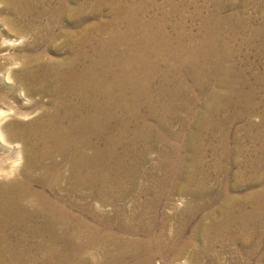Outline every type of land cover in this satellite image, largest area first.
I'll return each mask as SVG.
<instances>
[{
  "label": "bare ground",
  "instance_id": "bare-ground-1",
  "mask_svg": "<svg viewBox=\"0 0 264 264\" xmlns=\"http://www.w3.org/2000/svg\"><path fill=\"white\" fill-rule=\"evenodd\" d=\"M2 1L10 10L7 32L33 41L24 47L22 71L11 76L15 84L0 78L1 94L12 89L0 96V146L19 145L24 160L19 176L0 180V264H218L208 257L214 245L231 239L232 227H248L261 209L255 196L247 199L250 214L243 200L228 198L188 231L198 212L225 196L209 193L207 177L187 166L203 133L213 135L207 106L188 116L212 84L235 78L226 39L240 29L221 18L228 4L218 0L194 33L185 5L174 0ZM67 20L70 29L58 31ZM47 42L66 56L48 59L41 50ZM218 93L206 99L209 106ZM22 97L28 106H19ZM34 114L28 123L17 118ZM154 153L159 164L180 157L169 186L155 175L161 165L145 168Z\"/></svg>",
  "mask_w": 264,
  "mask_h": 264
},
{
  "label": "rangeland",
  "instance_id": "rangeland-1",
  "mask_svg": "<svg viewBox=\"0 0 264 264\" xmlns=\"http://www.w3.org/2000/svg\"><path fill=\"white\" fill-rule=\"evenodd\" d=\"M157 1L160 4H164L166 0ZM174 1L176 4L179 3L178 5H185L187 16H189V29L193 30L194 33H198L202 19L209 16L208 11L214 10L218 0ZM221 1L228 4V7L222 11L221 18L225 22L232 24L233 27L240 29L239 36L234 39H226L230 44L229 50L231 51L229 55L231 63L228 65L233 69L232 75L235 78L232 77L233 80H228L229 82L226 83V86H215L212 84L205 90L193 112L188 116L189 120L192 121V117L207 106L212 117L209 126H212V134L215 136H210L208 129L203 133L204 136L199 144L196 145V154L194 158L192 157L191 162L188 163L187 170L190 171L191 168L192 171L196 170L192 175H199L198 178H201V175L207 177L205 184L209 193L217 196L223 192L225 196L222 199L217 196L211 208L204 212H198L188 231L191 232L203 216L217 210L228 198L237 197L239 200H243L245 202L242 206L244 208L243 211L250 214L252 205L251 201L248 202L247 199L255 196V204L258 202L261 207L258 215L249 218L251 219L249 221L251 224L248 227L243 226L239 229L238 225L234 228L232 227L231 239L227 238L223 242L216 243L208 257L209 259H217L218 264H264V0ZM78 2L79 0L73 5ZM198 7L203 12L200 16L195 15L194 9ZM0 10H4L0 14V45L4 49L0 52V63L7 69L0 73V78L6 77V84L14 85L15 81H13L11 76L22 71L23 63L20 62V59L27 55L24 47L28 41H33V36H30L28 40L27 38L22 39L21 37L10 35L7 32L8 26L3 23V20L9 16L10 12L6 2H0ZM167 10H171V8L167 7ZM103 14L106 16L109 11L106 10ZM192 18L194 19L192 20ZM96 20L98 22L99 18ZM96 20L90 21L89 24L95 23ZM45 22L47 23L48 21ZM70 22L67 20L58 25V31L70 29ZM231 31L232 26H227L226 32L233 34L234 31ZM56 45L60 49L63 45V40H59ZM49 47L50 42H47L41 48L42 52L44 50L47 54L48 59L59 61L66 56L65 50L61 49L58 51L57 49L56 51ZM10 56L13 58L18 57L19 59L16 58L17 61L15 60L9 64L7 61ZM3 87L6 88L5 83H3ZM5 91L8 92L0 93V96L6 97L5 94H10L12 89ZM217 91L219 92L216 100L217 104L213 105L210 102L211 105L209 106L206 99L208 97L210 99L212 94L214 92L217 93ZM17 94L20 93L17 92ZM21 99L19 106L26 107L29 105L27 100L23 97ZM8 104H14L13 99L8 98ZM16 106L19 110V106ZM7 107L9 105H6L3 109L7 111ZM121 110L125 114L127 109ZM152 112L154 111L152 110ZM6 114L7 116L13 115V113L10 114L9 112ZM36 116L34 114L29 117L18 116L17 118L21 122L28 123L35 119ZM7 123L8 121L4 125ZM223 137H225L223 148L213 151V146L222 144L221 139ZM213 138H216V140L213 141ZM19 149L20 146L17 144L0 146V180H4L3 177L5 176H10V178L19 176L17 173L24 166L23 158L18 155ZM189 149V153H193L190 147ZM174 150L179 156L185 153L183 144L180 141L174 144ZM225 152L227 157L223 160H218V156ZM177 155L171 158L168 163L164 164L161 162L159 164L160 161L155 158L156 155L154 153L150 156V162L145 165V168L149 169L156 164L161 165L163 171L161 173L156 171L155 175L164 176L167 179V186H169L175 182L174 177L180 163V157ZM169 167L172 168H170L171 174L167 172L168 175H162L164 170ZM226 187H231L230 191L227 192ZM177 199L178 202L176 203L179 210L184 211L183 201L185 199L181 197ZM106 210L108 208L104 211ZM97 253V257L101 255V252ZM37 258H42V255H38ZM178 264H186V259H182Z\"/></svg>",
  "mask_w": 264,
  "mask_h": 264
}]
</instances>
